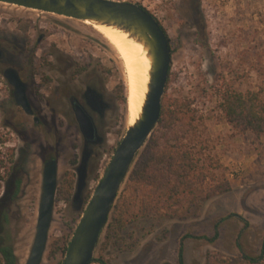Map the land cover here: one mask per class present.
<instances>
[{
	"label": "rangeland",
	"instance_id": "rangeland-1",
	"mask_svg": "<svg viewBox=\"0 0 264 264\" xmlns=\"http://www.w3.org/2000/svg\"><path fill=\"white\" fill-rule=\"evenodd\" d=\"M124 1L141 4L167 31L173 50L167 101L192 103L206 157L219 161L216 170L231 181L232 190L206 201L198 218L150 217L133 223L123 247L105 245V229L95 260L180 264L182 242L184 264H244L243 251L264 256V136L236 134L218 106L227 84L240 91L264 90V0ZM1 44L7 56L0 62V138L5 141L0 151L9 169H3L7 178L0 187V244L12 245L18 264H26L36 234L45 161L58 159L59 191L81 157L83 135L68 94L79 95L87 79L98 76L112 101L105 143L91 163L87 202L127 129L122 97L127 100L128 78L112 42L76 18L0 2ZM7 66L18 68L28 82L41 124L16 103L4 76ZM82 67L87 69L79 73ZM62 195L56 199L42 264H63V249L82 216L72 210L71 198Z\"/></svg>",
	"mask_w": 264,
	"mask_h": 264
},
{
	"label": "water",
	"instance_id": "water-1",
	"mask_svg": "<svg viewBox=\"0 0 264 264\" xmlns=\"http://www.w3.org/2000/svg\"><path fill=\"white\" fill-rule=\"evenodd\" d=\"M30 9L59 14L102 24L129 32L148 49L151 58L150 82L142 111L134 123L128 122L125 134L116 147L91 198L86 202L90 169L98 148L105 143L106 115L112 101L106 95L98 76H90L85 89L79 94H68L72 111L83 135L81 157L75 167L76 181L71 197V208L81 212L68 245L63 264H92L101 237L109 223L114 205L141 152L157 128L162 101L166 92L172 65L170 39L160 21L138 3L124 0H0ZM4 49L0 46V59ZM4 76L14 89L15 101L24 112L34 115L29 97V85L18 68L9 66ZM35 122L39 118L35 117ZM59 187V162L56 157L44 163L42 192L36 234L26 264H42L49 244Z\"/></svg>",
	"mask_w": 264,
	"mask_h": 264
},
{
	"label": "trees",
	"instance_id": "trees-1",
	"mask_svg": "<svg viewBox=\"0 0 264 264\" xmlns=\"http://www.w3.org/2000/svg\"><path fill=\"white\" fill-rule=\"evenodd\" d=\"M86 69L82 67L79 73ZM170 82L171 73L168 86ZM122 98L123 102L127 101L124 95ZM218 106L224 120L236 134L252 133L258 138L264 136V90L240 91L227 84L219 93ZM196 127L192 103L182 100L169 102L165 95L159 124L114 205L106 228L105 245L115 243L119 247L125 246L127 229L146 218L180 221L198 218L206 201L232 190L231 181L216 170L221 167L219 161L206 157L203 142L199 140L201 129ZM4 142L0 138V144ZM1 153L0 187L7 178L3 169H9ZM13 158L14 154L11 163ZM75 181V171H68L64 188L61 187L57 193L58 200L63 193L70 200ZM69 243H66L64 253ZM183 250L182 242L180 264H184ZM242 254L244 264H264L263 255L252 257L244 251ZM95 261L108 264L101 257ZM0 264H18L12 245L0 244Z\"/></svg>",
	"mask_w": 264,
	"mask_h": 264
},
{
	"label": "bare ground",
	"instance_id": "bare-ground-1",
	"mask_svg": "<svg viewBox=\"0 0 264 264\" xmlns=\"http://www.w3.org/2000/svg\"><path fill=\"white\" fill-rule=\"evenodd\" d=\"M93 26L112 42L123 60L128 78V121L132 124L142 111L150 82L151 58L148 49L129 32L118 27L102 24H93Z\"/></svg>",
	"mask_w": 264,
	"mask_h": 264
},
{
	"label": "flooded vegetation",
	"instance_id": "flooded-vegetation-1",
	"mask_svg": "<svg viewBox=\"0 0 264 264\" xmlns=\"http://www.w3.org/2000/svg\"><path fill=\"white\" fill-rule=\"evenodd\" d=\"M0 46L4 49V57H3L2 59H0V62H1V61H3V60L6 59V56H7V55H6V51H5L6 46L3 47L2 44H1ZM7 67H9V66H7ZM7 67H6V68H7ZM14 67H15V66H14ZM6 68H5V69H6ZM5 69H4V70H5ZM18 70H19V69H18ZM20 74H21V73H20ZM22 78H23V77H22ZM27 83H28V82H27ZM28 85H29V84H28ZM13 93H14V90H13ZM28 93H29V90H28ZM14 97H15V96H14ZM30 100H31V99H30ZM69 102H70V101H69ZM31 103H32V101H31ZM32 106H33V104H32ZM70 106H71V103H70ZM33 109H34V115H33V117H34V121H35V117H38V118H39V122H38V123L35 122V123H36V124H41V122H42V121H41V118L37 115L38 110H37L34 106H33ZM71 109H72V108H71Z\"/></svg>",
	"mask_w": 264,
	"mask_h": 264
}]
</instances>
